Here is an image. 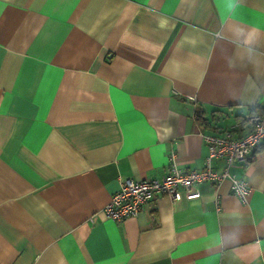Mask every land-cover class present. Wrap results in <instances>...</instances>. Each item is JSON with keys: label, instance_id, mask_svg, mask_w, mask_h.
I'll return each instance as SVG.
<instances>
[{"label": "crops", "instance_id": "1", "mask_svg": "<svg viewBox=\"0 0 264 264\" xmlns=\"http://www.w3.org/2000/svg\"><path fill=\"white\" fill-rule=\"evenodd\" d=\"M251 111L264 0H0V264H264V141L228 168L246 201L223 178L102 210L125 178L202 170L203 135Z\"/></svg>", "mask_w": 264, "mask_h": 264}, {"label": "built area", "instance_id": "2", "mask_svg": "<svg viewBox=\"0 0 264 264\" xmlns=\"http://www.w3.org/2000/svg\"><path fill=\"white\" fill-rule=\"evenodd\" d=\"M244 117L247 130L241 136H235L232 128H226L220 134L203 135L208 152L202 170H183L171 160L168 170L161 178L121 180L118 190L102 208L105 216L114 221L135 216L141 211L143 204L155 194H164L176 199L178 193L183 191L186 198L197 197L199 192L193 189L197 183H218L223 178H228L231 191L246 201L250 192L247 182L229 173L228 168L238 160L247 162L252 150L264 141V111H251ZM213 159H224V169L214 170L210 165Z\"/></svg>", "mask_w": 264, "mask_h": 264}, {"label": "trees", "instance_id": "3", "mask_svg": "<svg viewBox=\"0 0 264 264\" xmlns=\"http://www.w3.org/2000/svg\"><path fill=\"white\" fill-rule=\"evenodd\" d=\"M194 116H195V119L199 121V123L205 124V125L208 123L207 120L203 118L202 111L198 107H196L194 110ZM258 146L259 144L252 150L251 155L247 159V162H249L252 159L254 152L257 150Z\"/></svg>", "mask_w": 264, "mask_h": 264}]
</instances>
